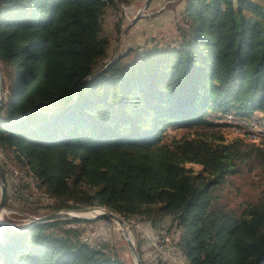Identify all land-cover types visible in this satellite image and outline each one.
<instances>
[{
    "label": "trees",
    "instance_id": "16d2710c",
    "mask_svg": "<svg viewBox=\"0 0 264 264\" xmlns=\"http://www.w3.org/2000/svg\"><path fill=\"white\" fill-rule=\"evenodd\" d=\"M128 2L0 0V146L58 209L169 217L189 264H264V201L237 213L218 194L238 163L264 164V148L215 141L209 130L228 115L264 128V5L189 0L176 46L157 44L130 64L121 55L104 69V16ZM88 223L0 228V264H130L83 240L75 225Z\"/></svg>",
    "mask_w": 264,
    "mask_h": 264
},
{
    "label": "rangeland",
    "instance_id": "374dc122",
    "mask_svg": "<svg viewBox=\"0 0 264 264\" xmlns=\"http://www.w3.org/2000/svg\"><path fill=\"white\" fill-rule=\"evenodd\" d=\"M188 1L151 0L146 7L147 0H129L127 4H118L115 9H109L104 16L103 25V36L110 40L107 62L112 61L116 55L119 57L123 55L125 56L123 63L130 64L138 59L142 52L150 50L157 44L176 46L181 38L178 28L185 26L187 22L185 13ZM253 1L264 5V0ZM3 95L5 98V91ZM218 120L216 122H219V125L209 129L212 131L210 138L226 143L242 141L244 147L247 148H264V128L253 121V118L240 119L228 115L227 120ZM201 130L202 128L199 127L169 128L165 138L170 140L174 136L181 137L188 132L195 133ZM15 157L13 151H7L0 146V166L3 168L2 175L6 181L5 184L8 185L7 208L3 209L0 215L2 221L10 224H23L32 218L58 210H67L56 208L59 206L58 202L53 203L52 200H48V194L44 196V191L40 189L31 170L17 162ZM238 165L239 171L229 176L228 181L218 190V194L221 204L241 213L248 204L264 201V164L260 158L254 156L253 159H247ZM191 166L196 171L202 168L197 164H189V167ZM1 194L0 186V200ZM37 197L38 199L45 197L46 201L36 202L34 198ZM50 205L52 207H49ZM94 208H99V206H94ZM126 223L143 264H189L175 243L176 229H173L169 217L159 220L146 217L133 218ZM75 226L84 228L83 240L94 247L104 246L105 250L127 260L130 264H137L124 231L115 220L99 219ZM166 250L170 258L165 257Z\"/></svg>",
    "mask_w": 264,
    "mask_h": 264
},
{
    "label": "water",
    "instance_id": "95a60500",
    "mask_svg": "<svg viewBox=\"0 0 264 264\" xmlns=\"http://www.w3.org/2000/svg\"><path fill=\"white\" fill-rule=\"evenodd\" d=\"M151 0H147L146 2V7L150 4ZM136 19H138V17H136ZM119 59V56H115L114 59L112 61H110L105 67L104 69L108 68L109 66H111L112 64H114L117 60ZM4 78H3V74L1 72V68H0V107L3 104V100H4ZM0 186H1V200H0V215L3 209L7 208V187L2 175V172L0 171ZM94 209L100 210L101 213L99 214H95L94 216H78V215H72L70 214L71 211L74 210H58V211H54L51 212L49 214H46L44 216L41 217H36V218H32L29 222L27 223H23V224H10V223H4L0 217V228L5 230V229H13V230H17V231H27L31 228H34L36 225L44 223V222H48V221H54V220H67V219H72V220H84V221H96L99 219H112L115 220L116 222H118L123 228H125L124 231V235L127 239L128 242V246L135 258V261L137 264H143L142 258L137 250V248L135 247L131 236L129 234V230L127 228V223L125 221L124 218H122L119 214L99 207V208H94V207H90V208H85V209H79V210H75V211H79V212H89L92 211Z\"/></svg>",
    "mask_w": 264,
    "mask_h": 264
},
{
    "label": "bare ground",
    "instance_id": "6f19581e",
    "mask_svg": "<svg viewBox=\"0 0 264 264\" xmlns=\"http://www.w3.org/2000/svg\"><path fill=\"white\" fill-rule=\"evenodd\" d=\"M253 121H254V120H253ZM253 121L251 120V123H253ZM99 213H101V211H100V210H97V209H94V210L89 211V212H87V213H81V212H75V211H71V212H70V214H72V215H78V216H82V215L94 216L95 214H99ZM0 217H2V216H0ZM119 225H120V224H119ZM172 226H174V228H175L176 230H178L176 225H172ZM120 227H121L122 231H125V228H123L121 225H120ZM157 230H158V228H157ZM150 235H151V234H150ZM175 248L177 249V247H175ZM177 250H178V249H177Z\"/></svg>",
    "mask_w": 264,
    "mask_h": 264
},
{
    "label": "built area",
    "instance_id": "2783aa9c",
    "mask_svg": "<svg viewBox=\"0 0 264 264\" xmlns=\"http://www.w3.org/2000/svg\"><path fill=\"white\" fill-rule=\"evenodd\" d=\"M248 123L251 124L250 122H248ZM171 225H172V224H171ZM172 227H173V229H174V226H172ZM175 233L177 234V235L175 234V235L177 236V238H176L177 241L175 240V243H176V245H177V242H178V240H179V231L176 230ZM169 242H171V241H169ZM169 249H170V248H169ZM171 249H172V248H171ZM165 257H166V258H170V256H169V252H168L167 250L165 251ZM173 262H175V260H173Z\"/></svg>",
    "mask_w": 264,
    "mask_h": 264
}]
</instances>
